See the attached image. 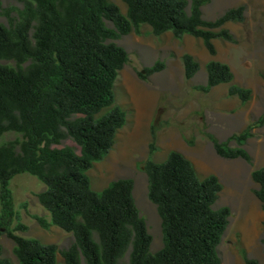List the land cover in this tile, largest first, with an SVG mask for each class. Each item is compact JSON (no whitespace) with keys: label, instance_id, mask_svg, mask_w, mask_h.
I'll return each instance as SVG.
<instances>
[{"label":"trees","instance_id":"trees-1","mask_svg":"<svg viewBox=\"0 0 264 264\" xmlns=\"http://www.w3.org/2000/svg\"><path fill=\"white\" fill-rule=\"evenodd\" d=\"M123 1L126 13L109 0H26L18 20L0 23V138L9 132L23 136L20 142L0 146V235L14 241L17 257L14 263L2 256L0 245V264H57L59 252L65 264H82V257L86 264H122L127 251V264H222L219 245L231 209L215 207L223 189L216 174L201 177L178 150L161 162L147 159L148 196L157 206L163 231L162 248L152 252L153 238L135 201L134 180L119 178L96 190L88 171L113 148L126 123L125 110L116 104L115 82L128 52L110 40L139 33L148 24L157 35L171 31L179 38H201L216 55L214 40L236 41L226 24L243 22L246 7H231L207 19L202 7L211 0ZM182 61L185 76L194 77L200 62L189 52ZM165 66L158 60L138 74L147 79ZM206 71V83L196 86L203 92L234 79L230 65L217 59L206 63ZM228 91L243 102L251 98V90L239 85H230ZM251 135L249 129L233 134L230 139L238 146L231 147L208 133L220 156L249 162L252 157L244 145ZM66 137L80 145V153L53 146ZM20 173L46 184L37 197L51 220L36 219L44 228L57 225L71 232L75 241L68 248L60 251L55 243L15 233L28 229L20 222L13 226L18 215L10 181ZM252 177L264 208V167ZM244 255L246 264H260Z\"/></svg>","mask_w":264,"mask_h":264},{"label":"rangeland","instance_id":"rangeland-1","mask_svg":"<svg viewBox=\"0 0 264 264\" xmlns=\"http://www.w3.org/2000/svg\"><path fill=\"white\" fill-rule=\"evenodd\" d=\"M116 3L123 13L127 5L123 0ZM26 0H0V23L9 25L19 19V12ZM245 5L243 22H229L226 27L236 41L215 39L216 55H211L201 38L192 35L176 37L171 31L157 35L151 26L143 24L139 33L132 31L118 39H112L128 52V61L119 71L115 82L116 104L126 112V123L118 131L116 142L109 153L88 171L92 186L101 190L119 178L134 180L133 194L141 216L146 220L152 235L151 251L163 246L162 222L157 206L148 196V176L144 165L150 157L164 161L169 152L178 150L195 165L199 175L216 174L223 189L215 207L229 206V224L219 245L222 264H246L244 254L264 264V208L255 194L259 184L252 172L264 167V0H211L202 7L207 19H215L225 10ZM114 27L111 21H106ZM191 53L201 64L192 78L185 76L182 55ZM217 59L230 65L234 79L203 92L196 88L207 81L206 63ZM162 60L165 68L147 79L139 76L144 67ZM2 63L16 65L14 61ZM30 62L22 64L27 66ZM235 84L251 90V98L243 102L236 95H229L230 85ZM249 129L251 137L244 147L252 157L220 156L208 137L213 134L219 141H227L231 147L238 146L230 137ZM20 133L9 132L0 138V146L20 142ZM154 152L151 154V145ZM54 147H71L80 153V145L66 137ZM18 222L28 229L16 230L25 237H36L44 243H55L64 250L75 241L71 232L57 225L48 229L40 225L36 216L51 220L50 213L39 202L37 194L46 184L30 173L15 175L10 181ZM1 209V203H0ZM2 256L17 263L15 243L5 233L0 235ZM127 251L122 264L129 262ZM57 264H65L59 252ZM82 264H86L82 257Z\"/></svg>","mask_w":264,"mask_h":264}]
</instances>
